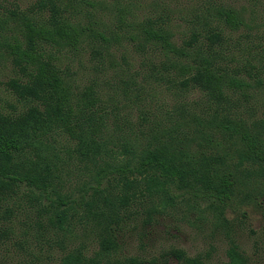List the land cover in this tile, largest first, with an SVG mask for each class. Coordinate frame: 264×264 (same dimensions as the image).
<instances>
[{"label":"trees","instance_id":"trees-1","mask_svg":"<svg viewBox=\"0 0 264 264\" xmlns=\"http://www.w3.org/2000/svg\"><path fill=\"white\" fill-rule=\"evenodd\" d=\"M87 5L95 8L101 2L89 0ZM37 7L42 11L48 9L49 16L35 20L10 11V18L0 19V30L8 21H14L21 31L22 39L0 42V49L11 50L13 61L25 74V78L7 83L25 108L16 113L0 109V199L15 183H25L39 191L38 200L48 201V205H41L48 219L44 230L52 243L63 250L60 264H143L138 257L120 255L118 233L132 216L141 215L143 208L148 216L158 212V206L162 207L166 199L169 203L170 186L194 189L201 185L206 192L213 191L221 201H227L243 185L241 179L246 176L240 168L244 162L258 164L264 177V139L235 114V105H220L213 110L206 120L208 132L197 128L203 124L197 117L171 128L151 124L146 117H140L142 122L137 123L127 118L128 124L123 125L117 119L116 107H105L94 89L81 92L64 76L51 55L45 56L37 49L50 46L59 51H77L88 43L92 50L95 47L96 52L101 50L110 59L113 40L121 45L128 39L141 41L148 48L146 63L156 62L161 78L165 79L161 70H176L181 77L175 82L183 89L199 88L221 103L226 91L241 89L247 83L216 65L219 54L213 45L220 40V32L207 35L210 44L204 49L197 45L196 35L178 45L167 28H156L148 22L138 25V33L126 37L123 32H113L114 24H109L104 32L84 24L76 15H66L68 8L61 7L56 0H40ZM104 9H109L107 4ZM125 11V16L118 11L119 30L133 26L126 16H131V9L126 7ZM89 14L88 19L94 18ZM218 15L231 29L242 23L234 11H220ZM191 124L196 125L192 128ZM181 128L192 134L186 133L182 138ZM215 134L235 145L236 162L227 163L225 155L195 152L193 143L209 140ZM54 136L68 137L65 151L69 158L75 157L85 165L90 182L79 198L73 193L62 194L60 188L65 185L56 186V181L62 180L66 162L56 152L51 141ZM21 157H26L23 164ZM10 215L9 210L0 215V240L11 231L2 226V220L8 221ZM90 233L96 234L97 246L92 251L89 241L84 240ZM67 240L70 246H66ZM227 255L228 261L221 264H251L236 245L230 247ZM167 258L179 264H205L201 258L186 256L177 248L161 255V259ZM152 263L158 261L154 258Z\"/></svg>","mask_w":264,"mask_h":264},{"label":"rangeland","instance_id":"rangeland-1","mask_svg":"<svg viewBox=\"0 0 264 264\" xmlns=\"http://www.w3.org/2000/svg\"><path fill=\"white\" fill-rule=\"evenodd\" d=\"M39 1L0 0V19L10 18V11L35 20L48 17V9L42 11L37 7ZM56 1L61 7L68 8L66 15H76L84 24H92L104 32L109 24H114L113 32H123L126 37L138 33V25L148 22L156 28H167L178 45L196 35L197 45L205 49L210 44L207 35L220 32V40L213 45L219 54L216 65L247 83L241 89L226 91V97L219 103L204 90L179 86L175 82L179 76L176 70H161L165 79L161 78L160 70L155 68L157 63H146L148 48L141 41L130 42L128 39L121 45L113 40L109 51L113 57L110 59L105 52H96L95 47L92 50L88 43L77 51L38 46L39 52L51 55L64 76L70 78L81 92L94 89L99 93L98 100L106 103L105 107L110 110L116 107L117 119L123 125L128 124L127 118L137 123L142 122L140 117H146L151 124L171 128L176 123L197 117L203 122L197 128L208 132L206 120L209 114L220 105H235V114L264 139V0H96L101 5L95 8L87 5L89 0ZM105 4L109 8L107 11ZM126 7L132 11L126 19L133 26L119 30L118 11L124 15ZM220 11L236 12L241 25L231 29L221 21ZM88 13L94 18L88 19ZM17 37L22 39L14 21H8V25L0 30L1 43H14ZM0 52V109L4 113H16L23 110L25 104L8 89L7 83L11 79H23L25 74L13 61L11 50L4 47ZM128 74L134 79L131 80ZM195 125L191 124V127ZM181 130L184 132L182 138L192 134L187 128ZM67 139L66 136H54L51 140L60 160L66 162L62 180L56 181V186L65 185L60 188L62 194L73 193L79 198L85 194L90 178L84 163L75 157L69 158L66 153ZM192 145L195 152L225 155L227 163L237 161L235 145L221 134L206 141L197 140ZM24 158H20L22 164ZM260 168L251 161L244 162L240 168V173L246 176L241 179L243 185L227 201H221L213 191L206 192L201 185L194 189L180 188L178 184L170 186L169 197L172 199L169 203L166 199L162 207L158 206V212L147 216L143 208L141 215L126 221L118 233L120 255L138 257L143 264H153L154 258L158 264H179L173 258L161 259L163 253L177 248L186 256L201 258L205 264H221L228 261V250L236 245L251 264H264V177L260 175ZM39 197V191L25 183H15L12 189L5 190L0 199V215L6 210L11 212L8 221L2 220V226L10 227L11 231L7 238L0 240V264H60L63 250L52 243L44 230L48 227V219L41 205H48V201H39ZM150 208L151 205L148 210ZM88 236L84 240L89 241L92 251L97 246L94 242L96 234Z\"/></svg>","mask_w":264,"mask_h":264}]
</instances>
